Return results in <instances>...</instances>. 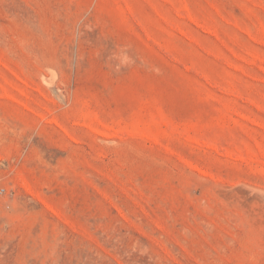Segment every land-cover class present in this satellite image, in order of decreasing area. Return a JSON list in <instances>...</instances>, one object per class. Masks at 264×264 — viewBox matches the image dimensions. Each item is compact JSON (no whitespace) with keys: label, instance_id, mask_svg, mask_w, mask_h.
I'll use <instances>...</instances> for the list:
<instances>
[{"label":"rangeland","instance_id":"rangeland-1","mask_svg":"<svg viewBox=\"0 0 264 264\" xmlns=\"http://www.w3.org/2000/svg\"><path fill=\"white\" fill-rule=\"evenodd\" d=\"M0 264H264V0H0Z\"/></svg>","mask_w":264,"mask_h":264},{"label":"built area","instance_id":"built-area-1","mask_svg":"<svg viewBox=\"0 0 264 264\" xmlns=\"http://www.w3.org/2000/svg\"><path fill=\"white\" fill-rule=\"evenodd\" d=\"M1 192H4V190H1Z\"/></svg>","mask_w":264,"mask_h":264}]
</instances>
